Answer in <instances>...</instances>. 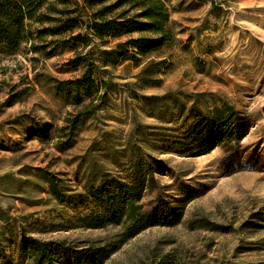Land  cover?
Masks as SVG:
<instances>
[{"label":"rangeland","instance_id":"rangeland-1","mask_svg":"<svg viewBox=\"0 0 264 264\" xmlns=\"http://www.w3.org/2000/svg\"><path fill=\"white\" fill-rule=\"evenodd\" d=\"M85 1L45 0L42 12L65 19L59 11L66 9L78 26L61 36L40 37L37 29L50 24L33 23L18 53L0 55V264H23L21 232L41 241H65L78 250L102 249L100 264H149L165 255L184 264H264V0H162L169 40L155 52L138 55L136 62L102 67L106 107L81 119L71 147L59 150L64 142L60 130L76 111L54 85L79 78L82 71L72 64L75 52L59 39L84 35L80 14L116 0L93 6ZM49 4L53 12L45 10ZM139 36L90 37L88 47L80 41L76 46L82 56L98 59L117 42ZM148 62L160 65L142 78ZM164 95L186 107L195 103L200 114L224 103L233 106L247 124L238 150L222 145L205 154H185L174 143L175 134L164 132L174 126L170 118L156 116L155 102L148 100ZM133 143L164 166L156 169V189L146 190L139 204L149 210L160 197L182 217L175 225L153 226L117 245L121 227L81 226L95 211L85 197L84 177L94 167L109 180L130 181ZM44 172L61 181L63 201L50 194ZM200 218L220 228L200 227Z\"/></svg>","mask_w":264,"mask_h":264},{"label":"trees","instance_id":"trees-1","mask_svg":"<svg viewBox=\"0 0 264 264\" xmlns=\"http://www.w3.org/2000/svg\"><path fill=\"white\" fill-rule=\"evenodd\" d=\"M57 1L63 5L67 3V0ZM105 1L85 2L93 6L94 3L102 4ZM44 3L45 0H0V55L11 56L18 53L21 44L30 36V27L33 23L50 24L48 28L37 29L40 37L47 33L61 36L66 32H72L78 26L79 23L69 17L70 12L66 9L59 11L62 17H67L65 19L51 18L49 15L51 13L42 12ZM118 8H122L119 13L108 17ZM45 10L53 12V5L49 4ZM167 20L168 15L162 0H116L115 3L104 6L95 13L80 14V27L84 35L80 32L72 36L70 41L59 39L63 47L66 46L68 50L75 52L74 60L71 59L74 67L80 65L82 68L79 78L56 82L54 85L55 91L76 111V114L66 121L67 125L60 130L64 142L59 150L71 147L72 136L81 119L93 117L106 107L108 86L99 76L100 69L126 60L136 62L138 55L159 50L169 40ZM134 33L140 36L126 42H117L110 51H102L98 59H92L89 54L82 56L83 52L77 51V41H80L81 46L88 47L90 37L102 39L111 35L114 39H120ZM159 65L160 63L148 62L140 75L142 78L148 77L152 69ZM148 100L155 102L156 116L170 118L168 122L174 126L164 129V132L175 134L172 139L177 146L186 149L185 154L194 152L205 154L222 145L228 147L230 151L238 150L239 141L247 130L243 117L233 106L226 103L210 113L200 114L195 103L186 107L184 103L169 95L150 97ZM173 109H176L175 116ZM136 128L140 126L137 124ZM66 131L68 133L65 135ZM129 150L131 157L127 166L130 181L123 183L119 179L109 180L102 169L95 170L94 167L90 168L84 177L85 197L94 203L95 211L81 220V226L87 230L107 226L121 227V232L117 235V245L127 242L153 226L175 225L182 217L180 211L170 210L169 203L160 197L156 198L155 206L149 210H144L139 204L146 190L156 189L157 182L154 178L156 169H164V166L149 155L145 157L138 144H131ZM233 164V159L229 158L228 166L232 168ZM43 175L50 194L54 199L63 201L65 196L59 189L61 181L50 173L44 172ZM197 224L211 230L220 228L204 218L198 219ZM101 250L99 249L97 253L92 247L78 250L76 246L65 241H41L23 232L20 234L19 255L23 264H100L104 254ZM1 264L13 263L5 260ZM149 264L184 263L173 256L165 255Z\"/></svg>","mask_w":264,"mask_h":264}]
</instances>
